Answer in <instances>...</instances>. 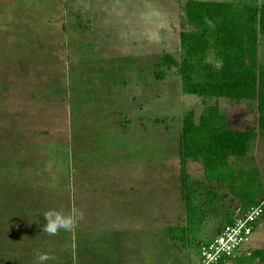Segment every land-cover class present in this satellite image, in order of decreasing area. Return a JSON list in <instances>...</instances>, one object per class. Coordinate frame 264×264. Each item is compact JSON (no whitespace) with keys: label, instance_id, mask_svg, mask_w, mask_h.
Returning <instances> with one entry per match:
<instances>
[{"label":"rangeland","instance_id":"1","mask_svg":"<svg viewBox=\"0 0 264 264\" xmlns=\"http://www.w3.org/2000/svg\"><path fill=\"white\" fill-rule=\"evenodd\" d=\"M187 1L0 0V264H34L30 249L36 258L47 252L52 259L46 264L72 263L71 244L63 256L55 246L51 252L26 244V194L39 170L56 160L53 172L73 176L75 210L83 213L74 228V264H201L200 243L241 201L227 184L208 182L194 161L185 169L198 184L189 202L184 199V116L193 109L199 118L217 104L237 115L242 127L257 128L259 113L256 101L186 93L178 69L163 61L165 54L183 60ZM56 109L74 124V146L65 145L57 156L43 143L36 154L28 140L44 136L30 133L40 125L33 116L43 112L48 125ZM231 163L255 198L264 199V139ZM202 212L206 217L198 221ZM258 224L252 251L264 249V217ZM230 262L264 264L251 256Z\"/></svg>","mask_w":264,"mask_h":264},{"label":"trees","instance_id":"2","mask_svg":"<svg viewBox=\"0 0 264 264\" xmlns=\"http://www.w3.org/2000/svg\"><path fill=\"white\" fill-rule=\"evenodd\" d=\"M183 9V60L165 54L163 61L178 69L186 93L205 99L257 102V128L242 127L237 115L223 112L217 104L208 105L199 118L191 109L183 120L180 163L184 199L189 202L191 189L198 184L185 167L189 161L200 162L208 182L227 184L233 195L240 198L235 217L260 201L243 184V174L231 158L246 157L254 142L264 139V62L260 61L264 0L244 4L235 0H188ZM158 77L162 78L161 72ZM251 257L263 263L264 249L254 250Z\"/></svg>","mask_w":264,"mask_h":264},{"label":"crops","instance_id":"3","mask_svg":"<svg viewBox=\"0 0 264 264\" xmlns=\"http://www.w3.org/2000/svg\"><path fill=\"white\" fill-rule=\"evenodd\" d=\"M36 111H38V110H36ZM51 112L53 115H52V117L49 116L50 117L49 120L51 118H53V119L50 120V124H48V125L46 124V122H44L43 112H41L42 114L39 116H33L35 118L34 123H40V125H34V129L30 133L35 134V135L39 134V135L44 136V137L35 136L34 140H32L31 138H29V140H28V147L27 148L29 150L34 149L36 154L38 152L42 151L41 146L43 143H45V145L43 147L45 151L54 150L55 153L57 154V156H58V150H60V148L63 149L65 147V145L69 146V143H71L72 147L74 146L73 145L74 124H73L72 128L69 126L64 115H61L63 113V110L58 111V109H56V110L51 111ZM60 116L63 118V125L62 126H60L58 124ZM72 122H73V120H72ZM60 133H62L64 135L60 137ZM71 133H72V137H71ZM21 138L23 140L24 136ZM24 142L26 143V139L23 140V144H25ZM40 148H41V150H40ZM29 159H30V156H29L28 160ZM13 161H15V160H10L8 162H9V164H12ZM29 161H31V160H29ZM34 161L36 162V164H38L42 160H34ZM56 161L58 163L57 165H59V160H56ZM19 163H27V160H19ZM42 164L44 165V163H42ZM54 165L51 162L49 168L47 166H45V168L42 167V170H39L40 172L37 173V175L35 176V179H33L35 181V184L32 186V183H30L29 188H32V189L29 190L26 194V198H28V204L24 205V209L26 207V209H27L26 212L29 214V217H26L24 219V221L27 223L25 230L27 231V233L30 237V238H26V240H27L26 244H28V246H30V248H31L36 243L37 246H40L39 247L40 251H42V246L46 245V246L50 247L51 252H53L52 250L55 246L56 247L55 252L57 253V255L61 254L62 256L64 254H66V251H64L65 250V247H64L65 244L68 246H69V244H71V251H72V263L71 264H74V229L72 230V232L70 234L71 235L70 239L65 237L66 235L68 236L69 232H67V231L61 230L55 236H50V235H48L42 231V226L44 225V223H46V220L43 217V213L45 211L50 210V209H55L58 211H62L65 214H68V213H71L75 209V195H74L73 176L71 175L70 179H69V175L67 178L65 176H64V178H60V176L57 174V172H53V169L57 170V165L55 163H54ZM44 170H49V172H44ZM20 172H22V169H20ZM29 179H31V177ZM60 182H62L61 186H59ZM200 210H202V209H200ZM202 213H204V212H202ZM233 213L234 212L225 214L221 218H219V220H218L219 223L214 227V231L206 238L205 241L201 242L200 245L202 243L206 242L207 240L211 239L212 237H214L216 234L219 233V231L222 229V227L226 223L232 221L234 218ZM205 217L206 216L204 213V215L200 219H198V221L199 220L202 221ZM256 229H257V227H256ZM256 229H255V231H256ZM255 231H254V233H255ZM52 239H54V240L51 241ZM44 240L46 241V243H44ZM48 241H50V242H48ZM20 243L23 244V240ZM13 252H15V251H13ZM31 252L34 253L33 254L34 257L32 258V260L34 261V264H35L36 260H37V258L35 257L36 251H35V249H32V251L30 249L28 251V254H30ZM7 253L10 254L11 251L9 250ZM15 255H18V253H16ZM7 259L8 258H6V260ZM245 259H246V256L241 257L240 259L239 258L235 259V260L241 261V260H245ZM53 261H54L53 264H57L55 262V260H53ZM58 261H59V258H58ZM231 263L232 262L229 261L226 264H231ZM58 264H63L62 259H61V262L59 261Z\"/></svg>","mask_w":264,"mask_h":264},{"label":"built area","instance_id":"4","mask_svg":"<svg viewBox=\"0 0 264 264\" xmlns=\"http://www.w3.org/2000/svg\"><path fill=\"white\" fill-rule=\"evenodd\" d=\"M264 215V199L238 213L211 239L200 245L201 264H226L240 257H249V246L256 225Z\"/></svg>","mask_w":264,"mask_h":264},{"label":"clouds","instance_id":"5","mask_svg":"<svg viewBox=\"0 0 264 264\" xmlns=\"http://www.w3.org/2000/svg\"><path fill=\"white\" fill-rule=\"evenodd\" d=\"M46 223L42 226V231L50 236H55L59 231H72L83 219V213L79 210H73L71 213L65 214L55 209L47 210L43 213ZM52 257L47 253H40L37 257L36 264H46Z\"/></svg>","mask_w":264,"mask_h":264}]
</instances>
